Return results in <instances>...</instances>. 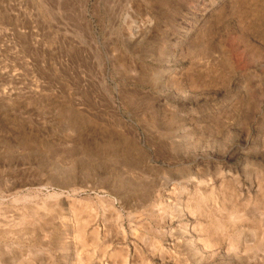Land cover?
<instances>
[{
  "label": "rangeland",
  "instance_id": "374dc122",
  "mask_svg": "<svg viewBox=\"0 0 264 264\" xmlns=\"http://www.w3.org/2000/svg\"><path fill=\"white\" fill-rule=\"evenodd\" d=\"M0 264H264V0H0Z\"/></svg>",
  "mask_w": 264,
  "mask_h": 264
},
{
  "label": "bare ground",
  "instance_id": "6f19581e",
  "mask_svg": "<svg viewBox=\"0 0 264 264\" xmlns=\"http://www.w3.org/2000/svg\"><path fill=\"white\" fill-rule=\"evenodd\" d=\"M93 153V152H92Z\"/></svg>",
  "mask_w": 264,
  "mask_h": 264
}]
</instances>
